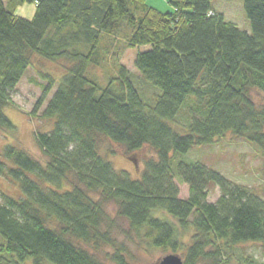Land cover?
<instances>
[{
    "label": "trees",
    "instance_id": "trees-1",
    "mask_svg": "<svg viewBox=\"0 0 264 264\" xmlns=\"http://www.w3.org/2000/svg\"><path fill=\"white\" fill-rule=\"evenodd\" d=\"M168 1L172 11L163 12L146 0H0L1 130L15 128L5 109L34 56L66 63L59 81L43 75L34 109L58 83L39 115L51 129L36 133L46 161L11 144L0 152V175L20 190L0 197V264H135L129 243L137 242L184 250V264H232L248 243L264 251V200L255 190L203 162L177 160L227 133L264 152V102L252 96L264 94V0H244L251 32L213 0ZM25 2L36 4L31 19L10 7ZM144 45L134 64L160 89L152 103L121 64L106 86L89 76L107 53L116 63ZM103 137L128 153L150 145L156 155L133 178L100 153ZM239 261L264 264L253 255Z\"/></svg>",
    "mask_w": 264,
    "mask_h": 264
},
{
    "label": "rangeland",
    "instance_id": "rangeland-1",
    "mask_svg": "<svg viewBox=\"0 0 264 264\" xmlns=\"http://www.w3.org/2000/svg\"><path fill=\"white\" fill-rule=\"evenodd\" d=\"M148 2L156 4L155 6L160 8L159 10L165 12L162 6L163 3H167V0H148ZM212 4L214 9L218 13L224 14L227 20L236 23L242 30L251 32V24L245 12L244 0H213ZM10 7L16 15L28 19L33 18L36 11V4L30 2L15 6L10 4ZM108 44L105 43L104 47H107ZM149 47L144 45L127 48L116 63L110 62L113 60H110L111 53L109 52L106 55L107 57H103L98 65L92 66L88 70V74L90 77L95 78L100 85L106 86L112 78L120 76L119 64H121L127 69L143 99L152 103L155 96L160 93V89L145 80L134 64L137 53L147 50ZM65 65L64 61L52 62L38 55L34 56L32 65L17 85L10 98L9 105L5 109L15 128L12 130L0 129V152L4 145L11 144L27 151L41 161H46L47 157L38 144L36 133L51 129V124L42 121L39 115L57 89L58 83H56L43 108L38 113L34 112V109L43 93V85L47 84V80L43 78V75H50L59 81L65 72ZM115 83H118V81H115ZM252 96L257 105L260 106L264 102L262 92L254 90ZM185 117V113H181V121L185 122ZM166 121L177 130H182V127L176 121L169 119ZM100 153L112 162L117 170H127L133 178L140 176L144 169L145 160L156 155L155 150L150 145L143 146L137 152L128 153L125 146L106 137H103L100 143ZM177 160L203 162L221 172L230 180L251 187L264 200V152L258 145L248 142L242 137L227 133L224 137L217 139L214 144L196 145L189 152L178 154ZM176 183L180 189V197H188L189 186L180 179H176ZM1 194L18 196L20 190L15 182L0 175V197ZM220 194L219 187H212L208 200L216 202ZM108 210L113 216L115 215L116 209L113 205H110ZM167 218L174 220L169 215ZM129 248L135 255V264H158L166 254L171 253L158 247L149 248L145 243L140 244L138 242L136 244L129 243ZM183 253L184 250H180L176 254L183 257ZM246 255H253L258 262L264 263L262 246L248 243L243 245L232 264H243L239 261V258ZM100 256L105 261L103 253Z\"/></svg>",
    "mask_w": 264,
    "mask_h": 264
},
{
    "label": "water",
    "instance_id": "water-1",
    "mask_svg": "<svg viewBox=\"0 0 264 264\" xmlns=\"http://www.w3.org/2000/svg\"><path fill=\"white\" fill-rule=\"evenodd\" d=\"M158 264H184L183 258L176 253L166 254Z\"/></svg>",
    "mask_w": 264,
    "mask_h": 264
},
{
    "label": "crops",
    "instance_id": "crops-1",
    "mask_svg": "<svg viewBox=\"0 0 264 264\" xmlns=\"http://www.w3.org/2000/svg\"><path fill=\"white\" fill-rule=\"evenodd\" d=\"M146 2H147L150 6L156 8V9H158V10L160 9V8H158L157 6H155L156 4H155V5H154V4H151V3L148 2V0H146ZM167 3H168L169 5H168ZM167 3H163V6H162V7L165 9V12H167V11H172V7L170 6V3H169L168 0H167ZM159 11H162V10H159ZM163 12H164V11H163Z\"/></svg>",
    "mask_w": 264,
    "mask_h": 264
}]
</instances>
